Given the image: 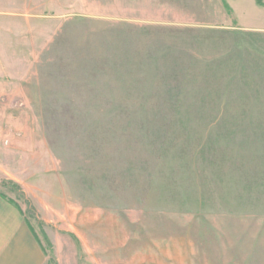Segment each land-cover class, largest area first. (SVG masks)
Wrapping results in <instances>:
<instances>
[{
	"label": "rangeland",
	"instance_id": "obj_1",
	"mask_svg": "<svg viewBox=\"0 0 264 264\" xmlns=\"http://www.w3.org/2000/svg\"><path fill=\"white\" fill-rule=\"evenodd\" d=\"M210 1L94 14L77 0H0L10 81L46 69L63 87L0 88L1 170H12L0 191L48 264H264V88L241 87L264 61V33L239 29L264 26V0L203 12ZM52 39L49 53L69 59L33 61ZM209 53L243 57L248 78L227 71L226 87L209 86Z\"/></svg>",
	"mask_w": 264,
	"mask_h": 264
},
{
	"label": "crops",
	"instance_id": "obj_2",
	"mask_svg": "<svg viewBox=\"0 0 264 264\" xmlns=\"http://www.w3.org/2000/svg\"><path fill=\"white\" fill-rule=\"evenodd\" d=\"M143 5L142 7H147L149 14H158L165 13V10L160 8L161 4H164L165 0H77V7L87 13L102 14V13H111L116 8L127 9L129 6H132L133 3ZM62 4V2L60 1ZM63 6H68L67 3L62 4ZM264 8L263 4H260ZM203 12L213 13L216 10L213 8V1L206 2L203 4ZM0 13H5V11L0 10ZM165 22V21H164ZM159 25L171 26L172 24L160 23ZM31 25H29L30 27ZM49 28L50 25L34 23V29L37 28ZM5 24H1L0 16V88H63V87H53L52 83H57V79H54L53 74H48L46 69H38L34 73H28L26 76H22L23 79H20L16 84L10 81L11 73L8 71L9 61L15 60L17 57L12 55L10 57L9 52L5 47H1V28H4ZM204 27L217 28L219 26L206 25ZM230 28V27H227ZM236 28V27H235ZM234 29V28H233ZM243 31H253L258 33H264V26L256 27H241ZM52 41V42H51ZM68 38L62 39V43H69ZM75 41H80L76 39ZM49 43L54 44L52 40H45L43 42L36 43V47L33 52L34 60L43 61L44 64L47 62H52L58 60H68V53L66 54H54L51 49L49 53ZM77 43V42H76ZM61 44V43H60ZM79 44V43H78ZM228 56L217 55V54H206L204 59V72L205 76L208 77L209 86L215 84L214 78H222L221 83L222 87L225 86V81L228 80L227 76L235 75L238 72H241L244 68L245 59L237 55L236 60L227 58ZM71 58V57H70ZM83 56L79 54L75 59H82ZM18 59V58H17ZM16 59V60H17ZM199 56L191 57V61H195L193 64V69L199 70L203 69L200 67ZM202 59V58H201ZM63 60V61H64ZM198 62V63H197ZM202 62V61H201ZM252 66L254 68H252ZM199 68V69H198ZM192 69V66H191ZM192 71V70H191ZM227 71H230V74H226ZM250 77L252 76L249 82L246 79L243 80L241 87L244 88H264V61L258 62L254 60L253 65L248 68ZM232 72V73H231ZM49 77H53L51 80H48ZM62 80L61 82H63ZM224 81V82H223ZM65 82V81H64ZM241 83V82H239ZM238 83V84H239ZM216 86V85H214ZM240 87V88H241ZM18 138L12 140V143L16 142ZM13 145V144H12ZM17 157V160L19 162ZM13 162H16V159H13ZM1 154H0V175L1 171L8 173L12 170H1ZM0 264H48L47 255L42 247L41 243L38 241L31 224L27 220L22 206L14 200H11L6 195H3L0 191Z\"/></svg>",
	"mask_w": 264,
	"mask_h": 264
},
{
	"label": "trees",
	"instance_id": "obj_3",
	"mask_svg": "<svg viewBox=\"0 0 264 264\" xmlns=\"http://www.w3.org/2000/svg\"><path fill=\"white\" fill-rule=\"evenodd\" d=\"M4 195V194H3ZM12 200V199H11Z\"/></svg>",
	"mask_w": 264,
	"mask_h": 264
}]
</instances>
